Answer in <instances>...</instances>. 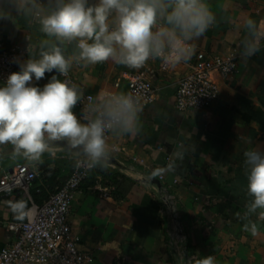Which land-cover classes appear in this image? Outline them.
<instances>
[{
	"label": "crops",
	"instance_id": "crops-1",
	"mask_svg": "<svg viewBox=\"0 0 264 264\" xmlns=\"http://www.w3.org/2000/svg\"><path fill=\"white\" fill-rule=\"evenodd\" d=\"M207 3L217 23L192 42L195 53L187 62L168 70L159 60H149L140 69L111 60L71 67L94 96L127 93L128 78L139 72L148 75L158 93L156 101L142 106L138 133H111L109 143L116 151L108 166L97 167L93 177L90 173L73 202L72 230L81 238V247L93 251L96 264H197L209 255L215 264H264V220L256 214L243 219L252 199L247 194L244 153L253 147L264 149V41L260 51L248 58L242 55L241 45L247 18L264 23V0ZM0 9L11 16L0 17L4 46L22 44L29 36L30 56L37 55L46 37L36 22L18 16L11 0H0ZM73 51L74 45L67 46V54ZM198 52L234 54L240 73L224 78L215 72L217 100L203 111L185 113L175 106L176 88ZM52 75L58 74L46 73L40 81L33 79L32 85L43 88ZM74 112L83 116L86 108L76 106ZM10 149V145L0 147V178L13 164L25 162L39 173L54 172L63 183L76 160L74 150L63 146L57 147L55 155L45 153L37 163L13 157ZM99 183L113 187L108 198L100 197ZM168 195L176 201L183 241L175 237L173 218L163 202ZM19 200L25 201L26 210L30 207V199L20 190L0 197V220L25 218L9 206ZM249 220L257 225L256 235L244 230ZM0 240L4 245L15 241L5 224L0 225Z\"/></svg>",
	"mask_w": 264,
	"mask_h": 264
},
{
	"label": "clouds",
	"instance_id": "clouds-1",
	"mask_svg": "<svg viewBox=\"0 0 264 264\" xmlns=\"http://www.w3.org/2000/svg\"><path fill=\"white\" fill-rule=\"evenodd\" d=\"M11 4L18 16L35 21L46 39L38 54L19 61V71L0 86V147L10 145L13 157L37 163L63 146L74 150L78 165L88 170L106 168L116 151L107 133L140 131L142 104L139 95L109 91L87 97L86 112L78 116L74 109L85 98L67 79L73 64L111 60L140 69L149 60H159L175 67L191 59L192 42L217 23L207 0H11ZM0 17L11 16L0 9ZM244 28L242 55L248 58L261 49L264 23L247 18ZM69 45H74L71 54ZM54 71L65 79L52 75L43 88L32 85L33 79L40 81ZM244 156L247 194L252 199L243 219L256 214L264 220V149L253 147ZM9 206L19 218L27 215L24 200ZM243 227L257 234V225L250 220ZM197 264H215V258L209 255Z\"/></svg>",
	"mask_w": 264,
	"mask_h": 264
},
{
	"label": "built area",
	"instance_id": "built-area-1",
	"mask_svg": "<svg viewBox=\"0 0 264 264\" xmlns=\"http://www.w3.org/2000/svg\"><path fill=\"white\" fill-rule=\"evenodd\" d=\"M2 35L0 30V84L3 85L9 74L19 71L18 62L29 58L31 41L27 36L24 43L6 48ZM162 68L168 70L171 66L162 63ZM215 72L224 78L240 73L235 55L198 52L195 60L190 63L189 72L179 80L175 95L176 108L185 113L209 108L220 92L213 78ZM67 79L83 91L85 99L77 107L85 109L87 97L95 96L71 69ZM127 93L139 95L142 106L158 99L157 89L145 72L128 78ZM107 136L109 140L111 133H107ZM96 169L97 167L88 170L83 165H78L76 158L68 178L42 204H37L31 193L34 181L39 176L36 168L22 162L4 170L0 178V197L10 196L20 190L30 199L31 205L26 210L25 220H0V225L5 224L7 230L15 234V241L11 245H4L0 240V264H96L93 251L81 247V238L73 232L70 223L76 195L90 173ZM97 189L100 197L108 198L113 187L99 183ZM163 202L173 218L175 237L178 241H183L184 226L177 212L175 199L168 195L163 198Z\"/></svg>",
	"mask_w": 264,
	"mask_h": 264
},
{
	"label": "trees",
	"instance_id": "trees-1",
	"mask_svg": "<svg viewBox=\"0 0 264 264\" xmlns=\"http://www.w3.org/2000/svg\"><path fill=\"white\" fill-rule=\"evenodd\" d=\"M18 163H22V162H17L16 164H13V166L11 167H14ZM94 172H92L91 174L92 177L94 176ZM99 173L104 174L103 177H105V180L107 179L106 178L107 175L104 172L100 171ZM63 183H59L57 181V175L54 172L43 170L41 173H39V176L36 178L32 186L31 193L34 201L37 204H42L49 197L50 193L56 191V189L60 187ZM23 220H25V218Z\"/></svg>",
	"mask_w": 264,
	"mask_h": 264
},
{
	"label": "water",
	"instance_id": "water-1",
	"mask_svg": "<svg viewBox=\"0 0 264 264\" xmlns=\"http://www.w3.org/2000/svg\"><path fill=\"white\" fill-rule=\"evenodd\" d=\"M156 182H158V180L156 179Z\"/></svg>",
	"mask_w": 264,
	"mask_h": 264
},
{
	"label": "rangeland",
	"instance_id": "rangeland-1",
	"mask_svg": "<svg viewBox=\"0 0 264 264\" xmlns=\"http://www.w3.org/2000/svg\"><path fill=\"white\" fill-rule=\"evenodd\" d=\"M77 158V157H76Z\"/></svg>",
	"mask_w": 264,
	"mask_h": 264
}]
</instances>
